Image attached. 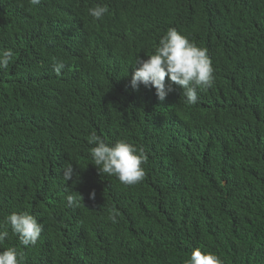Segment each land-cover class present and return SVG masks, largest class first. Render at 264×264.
I'll return each mask as SVG.
<instances>
[{
    "label": "trees",
    "instance_id": "obj_1",
    "mask_svg": "<svg viewBox=\"0 0 264 264\" xmlns=\"http://www.w3.org/2000/svg\"><path fill=\"white\" fill-rule=\"evenodd\" d=\"M98 4L109 7L99 21L88 13ZM170 28L215 69L194 105L167 77L163 101L130 85L131 59L155 54ZM5 50L0 252L15 247L22 264H187L199 248L223 264H264V0H0ZM92 132L142 150L144 180L102 174ZM14 212L43 225L35 246L4 223Z\"/></svg>",
    "mask_w": 264,
    "mask_h": 264
},
{
    "label": "clouds",
    "instance_id": "obj_2",
    "mask_svg": "<svg viewBox=\"0 0 264 264\" xmlns=\"http://www.w3.org/2000/svg\"><path fill=\"white\" fill-rule=\"evenodd\" d=\"M31 4L38 5L41 0H30ZM109 12L107 5H96L89 8V15L99 21ZM13 58L11 50L0 52V69H7ZM130 85L139 90L141 85L155 88L159 100H165L171 88L166 85V77L172 83L180 86L186 102L194 105L198 102V89L204 90L213 86L215 81V69L207 50L192 43L188 37L176 28H170L159 40V46L155 54L144 59L142 55L131 59ZM117 62L107 68H102V73L115 74L121 71ZM64 65L56 63L55 71L59 74ZM88 143L93 145L91 157L94 165L102 174L115 176L121 184L134 186L145 178L146 157L142 150L127 141L120 140L114 144L107 143L104 139L92 132L88 137ZM75 169L68 167L64 171V178L70 180ZM95 198V192L91 193ZM69 206H78L79 201L73 195L67 196ZM118 213L110 212L109 218L115 223ZM10 226L13 235L18 236L19 241L25 247L35 246L43 231V225L37 218L27 212L12 213L4 221ZM9 236L7 229L0 230V245ZM23 253L15 247L6 248L0 252V264H22ZM187 264H223V261L214 253L202 252L201 249L193 250Z\"/></svg>",
    "mask_w": 264,
    "mask_h": 264
},
{
    "label": "bare ground",
    "instance_id": "obj_3",
    "mask_svg": "<svg viewBox=\"0 0 264 264\" xmlns=\"http://www.w3.org/2000/svg\"><path fill=\"white\" fill-rule=\"evenodd\" d=\"M110 65H112V64H110ZM180 100V99H179ZM161 107V106H160Z\"/></svg>",
    "mask_w": 264,
    "mask_h": 264
}]
</instances>
